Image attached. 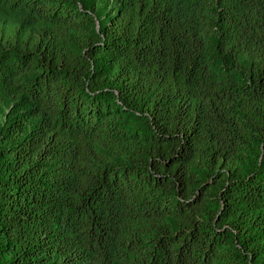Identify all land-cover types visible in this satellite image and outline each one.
<instances>
[{
	"label": "trees",
	"instance_id": "trees-1",
	"mask_svg": "<svg viewBox=\"0 0 264 264\" xmlns=\"http://www.w3.org/2000/svg\"><path fill=\"white\" fill-rule=\"evenodd\" d=\"M0 264H264V0H0Z\"/></svg>",
	"mask_w": 264,
	"mask_h": 264
}]
</instances>
